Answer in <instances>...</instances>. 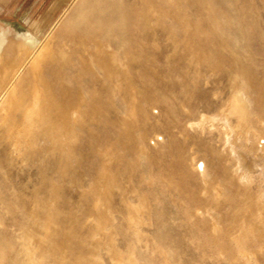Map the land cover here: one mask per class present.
<instances>
[{
	"label": "rangeland",
	"instance_id": "rangeland-1",
	"mask_svg": "<svg viewBox=\"0 0 264 264\" xmlns=\"http://www.w3.org/2000/svg\"><path fill=\"white\" fill-rule=\"evenodd\" d=\"M51 26L29 65L17 34ZM2 34L0 264H264L262 175L195 124L235 82L264 120V0H0Z\"/></svg>",
	"mask_w": 264,
	"mask_h": 264
},
{
	"label": "bare ground",
	"instance_id": "bare-ground-1",
	"mask_svg": "<svg viewBox=\"0 0 264 264\" xmlns=\"http://www.w3.org/2000/svg\"><path fill=\"white\" fill-rule=\"evenodd\" d=\"M51 35H52V30L45 37H43L42 40H37L36 38H31V37H28L25 35L19 36L20 45L22 46L21 49L26 52L25 56L27 55V63H29V65H35L38 60H41L44 57V53L49 49L48 41H49ZM3 39H4V35L2 34V35H0V59H1V53L3 51L2 50ZM19 46H18V48H19ZM19 51H21V50L19 49ZM22 55L24 57V54H22ZM25 61H26V59H25ZM8 62H10V61H8ZM10 63L8 65H10ZM17 63L19 64V62H17ZM12 64H11V66L13 67ZM8 70H9V68H8ZM13 70H14V68H13ZM22 71H23V65L19 64V67L15 71H13L14 72L13 76L11 77V80L9 81L8 85L6 87H4V86L2 87V89L4 88V90L1 93V97H3V96L7 97L8 94L13 90L14 83L18 79V77L20 76ZM124 72H125V70H124ZM6 74H4V75H6ZM115 77H116V75H115ZM6 79H9V78H6ZM239 79L242 81V83H244V82L246 83V79L243 75H240ZM4 80H5V78H4ZM0 84H1V80H0ZM2 89L0 91H2ZM39 92L40 91H38V90H36L34 92V94L32 95L33 98H31L32 101H31L30 106L27 108L25 107L26 109L24 110L23 115L21 116L22 117L21 124L17 128L18 131L16 130L17 131L16 133L19 132L20 134H24V135L26 134L27 135V133H29V131L32 130L33 126H35L36 120L40 118V101H39L40 93ZM132 102H133V100H132ZM130 103H131V101H130ZM79 110H80L79 107H76L73 111L71 110L72 115L75 116L74 118H76L78 116ZM230 117L235 118L236 125H232L233 121L230 120ZM72 120H73V118H72ZM198 120L199 121L195 123L197 126H201L203 123L204 124L207 123V125H205V126H208L209 129L212 128V129L217 130L218 135H219V140L221 141V145L223 147L222 150H224V149L228 150L229 155H230L229 157H231L232 158L231 161H233L232 162L233 163L232 170L231 169L230 170H231L232 174L234 175V177L240 183H242V184L251 183L254 181L255 177H258L260 175H262V179L260 182L264 183V137L261 135V132H260L261 131L260 128L264 127V120H262L258 116H256V119L254 122V127H253V125H251V122L249 121L247 94H246L244 86L238 85L235 82V84L233 86L232 94L229 97V99L227 100V105L225 106V108L221 109L219 114L214 115V116L213 115L207 116V115L202 114L200 116V119H198ZM65 123L63 125H65ZM67 126H68V124H67ZM64 129L65 128H63V130ZM252 139H254V144H255L254 146L249 145V143L251 142ZM23 141H25V140H23ZM26 141H27V139H26ZM235 144L239 145L238 149H236L234 147ZM58 148H59V146H58ZM222 150H221V152H222ZM230 168H231V166H230ZM197 169H198L200 175L202 177H204V175H205L204 165L202 164L201 167H197ZM233 180H235V179H233ZM203 182H204V180H203ZM220 188H221V185H217L215 187L216 194H218V195H220ZM259 197H260V195H259ZM213 224H214V222H213ZM249 230H250V228H249ZM249 230H247V231H249Z\"/></svg>",
	"mask_w": 264,
	"mask_h": 264
},
{
	"label": "crops",
	"instance_id": "crops-1",
	"mask_svg": "<svg viewBox=\"0 0 264 264\" xmlns=\"http://www.w3.org/2000/svg\"><path fill=\"white\" fill-rule=\"evenodd\" d=\"M51 30H53V27H52V26H51V27L49 28V30L45 33L44 37H45V36H46ZM20 35H25V34L18 33V34H17V37L19 38ZM25 36H27V35H25ZM28 37L35 38V37H33L32 35H31V36H28Z\"/></svg>",
	"mask_w": 264,
	"mask_h": 264
}]
</instances>
